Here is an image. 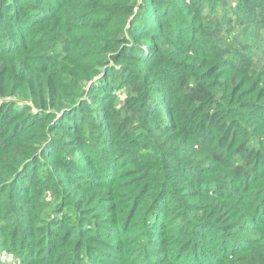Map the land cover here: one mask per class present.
Instances as JSON below:
<instances>
[{
	"label": "trees",
	"instance_id": "16d2710c",
	"mask_svg": "<svg viewBox=\"0 0 264 264\" xmlns=\"http://www.w3.org/2000/svg\"><path fill=\"white\" fill-rule=\"evenodd\" d=\"M264 264V0H0V264Z\"/></svg>",
	"mask_w": 264,
	"mask_h": 264
},
{
	"label": "rangeland",
	"instance_id": "374dc122",
	"mask_svg": "<svg viewBox=\"0 0 264 264\" xmlns=\"http://www.w3.org/2000/svg\"><path fill=\"white\" fill-rule=\"evenodd\" d=\"M12 256L11 255H6V254H3L1 256V261H3L5 264H12Z\"/></svg>",
	"mask_w": 264,
	"mask_h": 264
}]
</instances>
